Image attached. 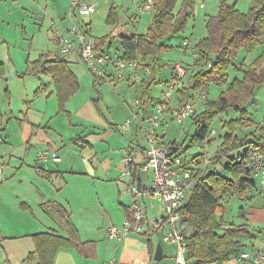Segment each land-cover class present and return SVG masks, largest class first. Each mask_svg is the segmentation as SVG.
Here are the masks:
<instances>
[{"label": "crops", "instance_id": "obj_1", "mask_svg": "<svg viewBox=\"0 0 264 264\" xmlns=\"http://www.w3.org/2000/svg\"><path fill=\"white\" fill-rule=\"evenodd\" d=\"M72 1L0 0V45L7 47L5 51L7 63L1 64H5L6 74L12 73L7 81L9 79L20 81V84H5L8 107H0V144H4L2 146L4 151L0 147V155L4 153L6 156H0V159L3 158L6 168L5 184L8 182L6 185H12L17 189L16 192L12 190V193L15 192L13 204H4L3 199H0L1 261L4 264H36L25 261L27 256L35 251L33 235L54 232L69 237V221L78 230L81 241L86 243L85 248L82 250L61 248L54 264H159L168 257L175 260V247L164 244L157 233L130 234L121 243L107 237L109 225H122L130 215L132 197L130 198L128 193L129 185L126 188L127 184L121 177L123 164L119 161V157H123L126 151L122 152L124 148L120 151L119 147L114 149V146L115 141L120 142L118 133L127 134L122 139L124 144H127L132 141L134 132L124 130L109 120L103 106L105 98L99 90L104 81H99L94 87L80 56L71 55L66 60L69 62V68L78 78L80 88L67 101L65 110L60 111L53 76L44 74L42 70L27 74L31 62L40 58H62L59 52L60 37L69 36L74 24L91 29L92 15L88 17H80L75 13L73 16L69 15ZM110 1L83 0L85 4L103 2L106 5L104 11L107 16L110 8L115 6ZM183 1L178 0V10ZM229 3L236 4L240 10L248 7L250 9L254 0H229ZM218 5L219 0L218 4L217 0H203L200 4H196L195 0L192 16L198 17L202 12H207L208 18L215 15L214 11L218 10ZM150 15L153 22V12ZM118 25H110L113 27L112 35L115 39L112 40L111 45L106 44L103 51L121 56L123 52L119 54L118 46H115L117 50L115 53L110 52L109 49L117 42L121 47L118 38L132 33L119 28L114 30ZM117 30L120 31L118 36L115 34ZM11 34L20 35L23 37L22 40L31 41V44L13 45ZM43 40L48 43L45 47L39 45ZM94 40L96 42V39ZM181 40L182 48L183 42L189 39L183 37ZM195 53H198L197 49ZM143 64L150 66L149 61ZM200 65L203 67L204 64ZM197 71L199 70L191 69L189 78L192 72ZM111 72L113 73L112 70ZM127 73V80L132 79V76L134 78L131 72ZM0 79L6 78L0 74ZM185 82L188 85V80ZM165 86L166 83L163 87ZM185 88L187 89L188 86ZM220 90L222 92L221 88ZM148 96L147 110H151L154 98L149 94ZM178 99L179 102L182 100L180 96ZM106 106L112 115L113 107L108 103ZM205 107L206 103H199V112ZM125 113V118L129 117L130 112L125 111ZM143 114L141 113L142 119ZM166 117L172 119L170 115ZM139 129L138 127L136 137ZM161 131L162 129L159 130L160 139L165 143L166 133ZM218 134L220 135L221 131H217L216 135ZM136 143L140 145L137 140ZM133 144H129L131 150L128 153H133L134 163L142 166L146 147L140 146L137 150L134 149ZM42 154H47L45 156L47 159L42 157ZM54 154L60 158V161L53 160ZM7 159L9 163L4 162ZM139 176V182L145 186L144 181L151 174L141 171ZM104 178L115 181L119 193L116 190L114 196H105L101 187ZM5 184L0 185V193L2 190L6 191L2 189ZM231 199L233 198L225 202V210L226 204ZM143 200L148 216L152 219L159 218L161 216L159 202L151 197L149 200H145L144 197ZM239 200L240 224L238 225H248L253 232L249 245L242 239L243 251L261 248L264 241V184L258 180L256 186ZM220 216L222 215L219 214L217 218L220 219ZM259 234L263 237L261 241L256 240ZM159 244L162 246V260L155 261L154 256ZM236 258L224 264H251L238 263ZM167 262L164 264L169 263Z\"/></svg>", "mask_w": 264, "mask_h": 264}, {"label": "trees", "instance_id": "obj_2", "mask_svg": "<svg viewBox=\"0 0 264 264\" xmlns=\"http://www.w3.org/2000/svg\"><path fill=\"white\" fill-rule=\"evenodd\" d=\"M153 2V22L148 33L120 36L123 54L119 57L123 60L145 63L153 59L157 64L160 52L168 48L164 40L185 31L195 6V0H184L179 10L178 0ZM118 22L117 10L112 6L107 23L115 25ZM83 27L89 30L87 26ZM206 31V37L196 45L198 56L195 60L197 65H204L191 74L194 78L192 87L178 90L182 99L179 106L190 102L194 106L200 95L209 94L212 85L221 88L222 92L216 101H207L205 109L191 116L195 132L185 150L204 141L214 130L220 115L228 110H233L238 118L222 121L226 122L222 129H227L220 134L223 140L208 167L195 176V182L179 209L183 221L190 228L188 264H224L243 251L242 239H251L253 232L248 225L224 227V204L230 198H243L256 186L257 180L252 173L254 160L259 156L264 161V120L254 132L238 135L237 131V127L244 125L251 116L248 105L256 90L264 84V50L251 64H246L245 59L239 65L234 64L241 50L250 54L260 47L264 49V0H254L247 13L229 0H219L217 13L207 18ZM113 39V35L96 39L97 51L103 52L105 45H111ZM30 66L27 74L42 70L44 74L53 76L59 109L64 111L67 101L80 88L69 62L64 58H40ZM0 74L4 75L2 64ZM95 82H99L96 77ZM197 157L199 154L193 158ZM219 214L221 219L217 218ZM68 226L69 237L54 232L34 234L35 251L25 261L54 264L61 248H85L86 243L81 241L76 227L70 221Z\"/></svg>", "mask_w": 264, "mask_h": 264}, {"label": "built area", "instance_id": "obj_3", "mask_svg": "<svg viewBox=\"0 0 264 264\" xmlns=\"http://www.w3.org/2000/svg\"><path fill=\"white\" fill-rule=\"evenodd\" d=\"M136 8L140 15L150 14L153 12L154 2L153 0H139ZM95 12V4H85L83 0H73L69 15L73 16L75 13L80 17H88ZM119 33L120 31L117 30L115 34L119 35ZM59 52L64 59H68L71 55H79L93 76L109 82L110 85H115L117 81L124 79L127 72H131L135 81L139 82L138 69L141 66H144L146 73L150 74V67L143 65L139 60L126 61L108 52H98L96 42L89 30L76 24L70 29L69 36L60 37ZM111 69L115 70L117 74L112 73ZM173 71L172 81L167 82L162 97L154 99L151 110H147L145 100L144 103L140 100L135 102L134 120L143 131L147 142V147L144 150L145 160L142 166H137L134 163L133 153H127L123 158L125 167L122 178L131 177L129 184L132 197L130 215L122 225H109L107 237L112 241L121 243L130 234L157 233L164 244L175 247V264H188V233L190 228L183 221L179 209L183 206L195 182V176L208 167L210 160L204 153H200L197 158L187 159L181 155L180 147L176 142H161L159 129L164 125L166 115H170L173 120L184 124L185 120L196 112L195 107L190 103L177 107L170 106L171 97L176 89L179 90L186 86L190 88L194 84L192 77L188 79V85L186 84L189 70L182 64H176ZM207 101L208 95L205 93L198 98L199 103L205 104ZM141 113H144L143 119ZM130 125L131 120L127 121L122 128L128 130ZM216 134L217 131L212 130L200 145L206 147L210 139ZM46 155L42 154L41 156L45 158ZM53 160L60 161V158L54 154ZM141 171L151 174V187L141 185L139 189ZM252 173L264 184V161L259 156L254 160ZM3 175L4 170L0 166V184L3 182ZM146 194L159 202L161 206L159 218L152 219L148 216L143 200ZM236 260L238 263L264 264V241L261 248L242 251Z\"/></svg>", "mask_w": 264, "mask_h": 264}, {"label": "rangeland", "instance_id": "obj_4", "mask_svg": "<svg viewBox=\"0 0 264 264\" xmlns=\"http://www.w3.org/2000/svg\"><path fill=\"white\" fill-rule=\"evenodd\" d=\"M203 0H196V4H200ZM205 1V0H204ZM112 5H115V8L117 10L119 22L118 26L114 27V30L116 28H119L120 30H124L125 32L128 33H140V34H146L149 31V28L152 26V16L150 14H145V15H140L138 13V10L136 8L137 3L139 0H111L110 1ZM96 7H97V12L96 14L92 15L93 19V24L91 25L90 29V35L94 39L102 38L105 36L112 35V28L110 25L107 23V14L104 11V7L106 6L103 4V2H95ZM179 4V3H178ZM209 4V3H208ZM218 4V0H217ZM110 6V4H109ZM179 6V5H177ZM243 9V8H242ZM241 9V10H242ZM245 13L249 11V7L247 9H243ZM216 14L217 10L214 11ZM201 13V12H200ZM141 16V18H139ZM207 12L201 13L198 17L197 16H192L189 20V23L187 25V28L185 31H183L178 38H166L164 41L167 43L168 48L162 50L158 56V62L157 64H154L153 59H149V64H150V74H147L145 71V67L141 66L138 69V74L140 76L139 82H136L135 79L132 76V79L127 80V75L125 76V79H121L116 82L115 85H110L109 82H102L103 84L99 87L100 92L105 98V101L110 104L113 108L112 115L110 114V109L106 106L107 103L104 101L103 106H104V111L109 117V120L113 124H118L120 128L123 127V125L131 120V125L129 127V131H133V135L131 137L132 141L128 142L127 144H124L123 138L127 136V134H122L118 133L120 136V142L117 143L115 141V146L114 149H122L124 150L122 152H125L123 157H119V161L122 162L123 168L121 171V177H122V172L124 171V162L123 158L127 155L129 150H131L129 147L133 144L134 149L139 150L138 148L141 147H147V142L144 137L143 131L139 129L140 131L138 132V136L136 137V131L138 126V123L136 120H134V106L135 102L140 100L144 103V100H148V95L151 96V98L160 99L163 95V91L165 90L166 87L164 86V83L167 84L166 81H172L173 79V68L176 64H182L183 67H185L187 70H189V73L192 70H200L201 65H197L195 60L196 57L198 56L197 53H195L196 50V45L199 41H201L203 38L206 37L207 31H206V17ZM88 18V19H91ZM140 23V24H139ZM120 26V27H119ZM112 30V31H111ZM118 36V35H116ZM188 38L189 40L186 42H183V47L181 48V38ZM11 43L13 45H24L27 44L28 46L31 44V41H24L22 40L23 37L15 36L14 34H11ZM120 39V37L118 38ZM44 41V40H43ZM40 42L39 45L41 47L47 46V42ZM190 41V43H189ZM190 44V46H189ZM115 46H118L119 48V54H121L122 48L119 46L118 42L109 49L110 52L115 53L117 50ZM189 47L188 49L185 47ZM37 47V45H36ZM7 47L0 45V65L1 63L6 62V51ZM263 47L259 48L254 53H247L245 50H241L239 53V56L236 61H234V64L239 65L240 62L245 59L246 64H251L260 54L263 53ZM34 56V55H33ZM7 63V62H6ZM84 65V64H83ZM3 70H6L5 64H2ZM84 68L86 71L90 74L88 77L92 78V85L96 87L98 82H95V77L90 73L89 69L87 66L84 65ZM113 73L116 75L117 72L113 69H111ZM4 77L6 79H0V107L7 108L8 103H6V97H5V84L7 83H17L20 84V81L14 80V79H9L7 81V78L10 76L12 73L6 74V71H4ZM193 74V72L191 73ZM231 76L233 77V73L230 72ZM189 79V76L186 78V81ZM193 80V78H191ZM29 81V80H27ZM101 81V80H99ZM83 84L85 86V82L83 80ZM14 88V87H13ZM131 90H128L130 89ZM221 90L219 87L212 85L210 87V93H209V99L211 101H216L218 97L220 96ZM179 92L178 89H176L173 92V95L171 97V107H177L180 105L179 102ZM194 107L196 112H199V102L197 101L194 102ZM201 106V104H200ZM133 110V111H132ZM248 110L251 114V116L244 121V125L238 126L237 131L238 135H244L246 133L254 132L257 130L259 124H261L264 120V84L260 86L254 95V98L252 101H250L248 105ZM130 112L129 117L125 118L126 113ZM201 112V111H200ZM171 117V116H170ZM167 118V117H166ZM238 118L237 114L233 110H228L226 113L220 115L219 119L216 121L214 125V129L216 131H221V133L224 134V131H227L222 129V125H226V122H222L223 120L230 121L233 119ZM116 121H114V120ZM162 132L166 133V142L165 143H174L176 142L177 145L180 147V153L183 157H186L187 159H191L194 155L204 153L209 160L211 161L212 157L215 155L217 152V149L219 145L221 144L222 136L219 134L212 137L211 140L209 141V144L206 147H202L200 143H196L189 147L187 150H185L188 146H190V141L191 137L195 132V125L193 123V119L191 117L187 118L184 122V124H180L175 120H172L170 118H167L166 122L164 123V127L162 126L159 130ZM142 132V133H141ZM136 140L139 141L140 145H137ZM132 145V146H133ZM4 144H0L1 150L4 151ZM0 150V151H1ZM3 157H6L4 153H2ZM8 158V157H7ZM3 158L0 159V166L4 170V175H3V183L0 185L5 184L7 181V178L5 176L6 174V168L5 164L3 163ZM6 159V158H5ZM4 162L9 163V160H5ZM131 177L125 178L124 181L127 184V186L130 184ZM258 181V179L256 178ZM8 183V182H7ZM6 183V184H7ZM12 181H10V184ZM2 188L5 189L6 191H3L0 193V199H3L4 204H13L15 195L14 193L16 192V187H12V185H6ZM145 186L151 187L152 185V177L150 176L149 178H146L144 181ZM125 186V185H124ZM1 187V186H0ZM101 187L103 188V193L107 197H112L116 193V190L118 191V188L116 186L115 181H112L111 178L107 179L104 178V183H102ZM12 190L15 192L12 193ZM129 190V186H128ZM119 193V191H118ZM130 194L131 198V193L130 191L128 192ZM145 200L150 199V195H145ZM240 198H233L229 200V202L226 204V210L224 212V215L222 217V222L224 227H228L232 224H240V209H239V204H240ZM140 200H142V197H140ZM221 219V216H220ZM264 232V231H263ZM263 239L262 235L259 234L258 238L256 239L257 241H261ZM255 241V240H254ZM245 244H250L251 240L250 239H244ZM2 257L0 256V264H4L2 261ZM164 261V262H163ZM161 261L159 264H164L167 262L168 264H175V260H172V258L168 257Z\"/></svg>", "mask_w": 264, "mask_h": 264}, {"label": "water", "instance_id": "obj_5", "mask_svg": "<svg viewBox=\"0 0 264 264\" xmlns=\"http://www.w3.org/2000/svg\"><path fill=\"white\" fill-rule=\"evenodd\" d=\"M138 187H139V189L141 188V182L138 183ZM154 260L155 261H161L162 260V246H161V244H159L157 246L155 256H154Z\"/></svg>", "mask_w": 264, "mask_h": 264}]
</instances>
